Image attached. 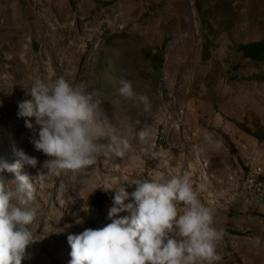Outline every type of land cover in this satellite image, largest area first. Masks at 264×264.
I'll list each match as a JSON object with an SVG mask.
<instances>
[{
  "label": "rangeland",
  "instance_id": "374dc122",
  "mask_svg": "<svg viewBox=\"0 0 264 264\" xmlns=\"http://www.w3.org/2000/svg\"><path fill=\"white\" fill-rule=\"evenodd\" d=\"M59 77L99 90L109 117L112 101L117 117L150 124V144L134 142L130 157L104 152L85 174L39 183L47 157L18 102L34 78ZM122 80L150 98L151 112L118 96ZM15 150L40 162L21 169L33 178L37 210L21 264H69L68 235L110 223L115 192L158 172L190 173L203 204L229 210L214 215L228 225L219 228L223 241L264 236V0H0V159L15 163ZM105 180L113 190L97 189ZM230 219L256 225L236 231Z\"/></svg>",
  "mask_w": 264,
  "mask_h": 264
},
{
  "label": "clouds",
  "instance_id": "9594fccd",
  "mask_svg": "<svg viewBox=\"0 0 264 264\" xmlns=\"http://www.w3.org/2000/svg\"><path fill=\"white\" fill-rule=\"evenodd\" d=\"M120 83L119 97L151 112L150 98L135 92L131 80ZM26 94L29 98L18 102V115L33 132L35 149L47 157L35 177L41 184L65 172L87 173L104 152L130 157L134 142L148 145L155 134L150 124L141 126L127 115L117 117L112 101L115 111L109 117L101 107L99 90L74 88L63 77L34 78ZM103 139L109 142L100 143ZM206 139L211 138L206 134ZM15 154V163L0 159V264H21L34 240L29 225L37 215L36 187L21 169L35 168L40 162L23 150ZM5 172L15 178L6 179ZM131 185H135L131 193L124 187L115 192L107 214L110 223L68 235L69 264H217L221 260L217 248L225 233L215 226L213 210L200 199L203 186L194 185L190 173L158 172ZM114 187L105 180L97 189L108 192Z\"/></svg>",
  "mask_w": 264,
  "mask_h": 264
},
{
  "label": "crops",
  "instance_id": "0c3cea01",
  "mask_svg": "<svg viewBox=\"0 0 264 264\" xmlns=\"http://www.w3.org/2000/svg\"><path fill=\"white\" fill-rule=\"evenodd\" d=\"M228 211V209L215 210L213 213L221 219L227 217L226 213ZM219 222L214 221L217 228L228 227V225H225L226 223L221 225ZM231 223L235 226L236 231H246L256 225V222L252 219L233 220ZM253 234V237L240 240L236 244H232L229 239L222 240L217 248L218 254L221 256V260L217 264H264V236L259 237L258 235L255 236L257 233Z\"/></svg>",
  "mask_w": 264,
  "mask_h": 264
},
{
  "label": "bare ground",
  "instance_id": "6f19581e",
  "mask_svg": "<svg viewBox=\"0 0 264 264\" xmlns=\"http://www.w3.org/2000/svg\"><path fill=\"white\" fill-rule=\"evenodd\" d=\"M16 16H17V14H19L18 12H16V13H14ZM18 17H19V15H18Z\"/></svg>",
  "mask_w": 264,
  "mask_h": 264
}]
</instances>
